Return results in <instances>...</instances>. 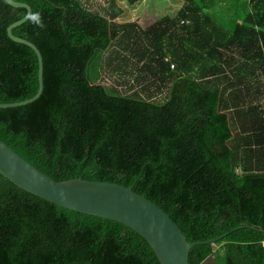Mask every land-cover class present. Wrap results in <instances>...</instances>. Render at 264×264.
<instances>
[{
    "label": "trees",
    "instance_id": "trees-1",
    "mask_svg": "<svg viewBox=\"0 0 264 264\" xmlns=\"http://www.w3.org/2000/svg\"><path fill=\"white\" fill-rule=\"evenodd\" d=\"M15 1L44 25L13 30L40 50L44 90L0 108V139L56 181L133 187L188 242L230 233L193 248L190 264H264V0H182L148 27L119 21L123 4L144 0H110L105 12L82 0ZM220 3L235 8L232 29L210 13ZM26 14L0 0V103L39 89L35 52L7 34ZM0 264L160 262L132 229L0 173Z\"/></svg>",
    "mask_w": 264,
    "mask_h": 264
},
{
    "label": "water",
    "instance_id": "water-1",
    "mask_svg": "<svg viewBox=\"0 0 264 264\" xmlns=\"http://www.w3.org/2000/svg\"><path fill=\"white\" fill-rule=\"evenodd\" d=\"M14 8L29 5L15 0H5ZM26 16L11 24L8 37L15 43L30 47L38 59L39 89L37 94L25 101L0 103L1 109L25 106L38 100L44 90L43 57L40 50L30 41L17 37L13 30L28 20ZM0 173L20 189L68 210L120 223L139 235L151 246L160 264H190L193 248L215 245L230 233L207 241L188 242L183 231L171 216L144 196L134 192L133 187H124L106 182H93L82 178L56 181L45 175L22 158L0 139ZM247 227L241 226L237 229ZM234 231V230H233Z\"/></svg>",
    "mask_w": 264,
    "mask_h": 264
},
{
    "label": "rangeland",
    "instance_id": "rangeland-1",
    "mask_svg": "<svg viewBox=\"0 0 264 264\" xmlns=\"http://www.w3.org/2000/svg\"><path fill=\"white\" fill-rule=\"evenodd\" d=\"M86 6L94 10H100L105 12L109 10L110 0H82ZM228 3V2H227ZM182 6V0H144L135 8H128L125 4L122 5L124 12L121 13L119 21L128 22V21H137L142 24L144 27H148L160 17L165 15L175 16L179 9ZM228 4H217L214 8L210 10V13L216 16V19L220 23H224L227 29H232L234 24L232 11H235V8H227ZM121 7V6H119ZM115 7L114 10L119 12L121 8ZM230 9V12H228ZM107 84L114 85V79L108 77L107 75L103 79ZM124 90V88H122ZM231 118L232 115H230ZM236 134V132H234Z\"/></svg>",
    "mask_w": 264,
    "mask_h": 264
},
{
    "label": "clouds",
    "instance_id": "clouds-1",
    "mask_svg": "<svg viewBox=\"0 0 264 264\" xmlns=\"http://www.w3.org/2000/svg\"><path fill=\"white\" fill-rule=\"evenodd\" d=\"M26 19L30 22V23H33L35 24L36 26L40 27V28H43L44 25L41 21V18H40V14L38 12H33V13H29L27 16H26Z\"/></svg>",
    "mask_w": 264,
    "mask_h": 264
}]
</instances>
